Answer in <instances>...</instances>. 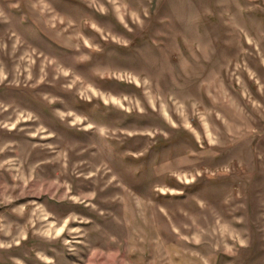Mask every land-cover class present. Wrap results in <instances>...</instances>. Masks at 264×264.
<instances>
[{
    "label": "rangeland",
    "instance_id": "obj_1",
    "mask_svg": "<svg viewBox=\"0 0 264 264\" xmlns=\"http://www.w3.org/2000/svg\"><path fill=\"white\" fill-rule=\"evenodd\" d=\"M0 264H264V0H0Z\"/></svg>",
    "mask_w": 264,
    "mask_h": 264
}]
</instances>
